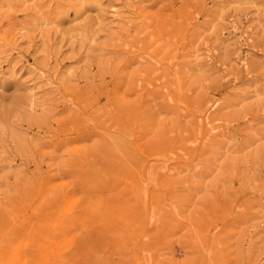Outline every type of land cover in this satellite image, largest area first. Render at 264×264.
<instances>
[{"label":"rangeland","instance_id":"rangeland-1","mask_svg":"<svg viewBox=\"0 0 264 264\" xmlns=\"http://www.w3.org/2000/svg\"><path fill=\"white\" fill-rule=\"evenodd\" d=\"M41 239L264 264V0H0V264Z\"/></svg>","mask_w":264,"mask_h":264},{"label":"bare ground","instance_id":"bare-ground-1","mask_svg":"<svg viewBox=\"0 0 264 264\" xmlns=\"http://www.w3.org/2000/svg\"><path fill=\"white\" fill-rule=\"evenodd\" d=\"M66 201H67L66 204L64 201V204H65L64 209L65 210L63 211L64 214L62 215V217H63L62 220L67 221L70 218L72 219V217L74 216L73 213L78 210L77 208L79 207V205H77L76 208L73 211H70V213H69L68 212L69 211L68 206L70 203L68 200H66ZM71 205H72V203H71ZM79 209H81V208L79 207ZM51 241H52V239H50L48 242H45L43 239H41V240H39V243L36 242L37 246L33 247L32 249L28 247V250L31 251V253L29 254V257L27 260H25V259L23 260V256L20 253V249H21V246L23 245V242L21 243V240H20L18 245H17V248H16L17 250L15 251L16 259L14 261L15 263H13V264H53V263H56L55 262L56 259L61 257L62 255H64L66 253V251L61 249V248L55 247V246H57V245H55L56 241L54 243H51ZM0 255L3 257H6V255L4 253H1ZM43 256H44V259H42ZM58 263H60V262H58Z\"/></svg>","mask_w":264,"mask_h":264}]
</instances>
